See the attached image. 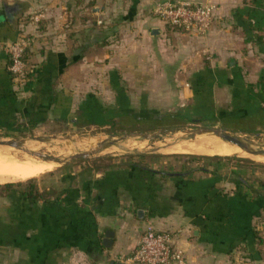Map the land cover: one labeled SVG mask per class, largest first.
Masks as SVG:
<instances>
[{
	"label": "crops",
	"instance_id": "1",
	"mask_svg": "<svg viewBox=\"0 0 264 264\" xmlns=\"http://www.w3.org/2000/svg\"><path fill=\"white\" fill-rule=\"evenodd\" d=\"M90 1L92 13L93 7L103 13L119 4L120 21L88 29L77 24L72 48L59 30L22 26L32 34L24 54L32 71L18 85L7 71L4 47L19 28L5 17L4 3H18V14L32 8L61 14L75 4L0 0V130L50 118L96 127L194 118L264 130V0H191L216 5L203 34L171 29L150 14L159 0ZM55 38L62 43L53 44ZM130 159L112 161L54 195H44L38 185L42 196L36 201L0 195V264L122 262L146 225L171 232L189 264H229V257L239 264L244 252L243 264H258L259 235L251 234L257 215L237 195L235 176L244 178L246 169L223 173L212 159L201 166L182 159L177 169L169 157L149 165ZM227 209L230 217L222 219L218 211Z\"/></svg>",
	"mask_w": 264,
	"mask_h": 264
},
{
	"label": "rangeland",
	"instance_id": "2",
	"mask_svg": "<svg viewBox=\"0 0 264 264\" xmlns=\"http://www.w3.org/2000/svg\"><path fill=\"white\" fill-rule=\"evenodd\" d=\"M93 2L90 0H73V3L75 5L71 6L70 8H65V10L62 9L61 14L48 13L47 9L44 10V8H32L25 14L17 13L18 18L16 17L13 23H15L19 28L18 35H24L29 39L32 37V34L26 32L25 29H23L24 31L21 30L22 26L24 27L29 25L36 31L44 30V32L48 31L49 28H53V31L59 30L58 32H62L61 34H63L66 44L68 43L66 47L72 48L71 42L73 41L74 32H76V30L74 29L75 27H77V24L80 25L81 29H88L95 26L104 25L106 23H118L120 21V15H118V13L120 12L121 8L119 4H117L116 6H112L115 7V11L109 10L108 12L97 13L99 9L93 7L96 8V10L94 13H92L90 9L92 4H94ZM98 4L99 3L97 2L95 3V5L97 6ZM55 6L58 7V3ZM118 31L119 29L115 30V33H118ZM112 38H114V36ZM55 39L56 42H52L53 44L62 43V41H60L58 38ZM204 126L224 128V130L231 135H239L240 137L247 138L251 141L254 148H264V130L255 131L237 129L233 127L222 126L220 122L208 123L207 121H186L185 123L172 124L171 120H165V123H162L160 125L156 121L149 120L142 124L133 123L127 125H108L96 127L86 124L84 125L81 123L73 124L69 120L50 118L48 119V121H45L41 124L39 123L34 127H25L24 130H20L18 128L11 131L0 130V139L22 140L55 135H64L74 139L71 141L68 138L53 139L46 142L39 141V143L38 141H30L38 143V147L32 151L28 150V152L44 154L50 157L55 156L60 160L59 162H56L52 170L46 171L35 177H30L34 178V181L37 183V185L41 186L44 189V195H54L59 189L66 187L68 184L78 185L80 184L81 179L90 177L92 178L95 172L100 170L103 171L104 169L109 167V165H111L112 161H117L118 159L124 160L126 158H133L134 160H138V162L140 163L147 161L149 165L154 160L160 161L162 157H169V159L172 160V166L177 169L180 168V165L182 164L178 161L182 159L188 162L187 164L189 166H201L205 165L206 160L201 158L199 160H194V158L191 159L190 157L210 156L213 161H217L222 164L221 172L223 173H228L231 167L237 166L238 168L240 167L242 169H246V173L243 174L244 178L249 180V182H255L254 185L258 180L264 181L263 155H261L260 157L259 155H254L247 152L246 155L240 154L219 156L192 153H174L162 150L163 147L166 148L172 143H176V140H178V143L180 142L179 140L184 139L188 142H193L195 138L200 136V134H196L192 139L188 140L186 138L189 136V134L185 131L190 129H197ZM131 133L136 134L127 135ZM143 134L150 137L142 138L141 135ZM114 140H116L115 144H109ZM54 141L56 144L54 143ZM50 146L54 148L52 149L50 148ZM9 147L12 148V150L18 151L20 153L25 152L23 151L24 148H22V146H20L21 148L12 146ZM81 152H87L88 155L86 157H75L66 162L61 161H65L69 159L71 155ZM32 156L43 159V157H38L37 155ZM71 172H74L76 174V178L70 180L67 175H70L69 173ZM230 176H232V174H230ZM62 177L65 178L62 179ZM30 178L19 181H26ZM4 183L6 182H0V185ZM222 188V190L224 191V189H226V185L222 186ZM4 193L5 192H2L0 188V195H3ZM253 224L256 229L255 231L259 235V241L256 245L261 253L259 254L258 264H264V210H261L260 215L254 218ZM244 253L239 254V260L243 261L245 257ZM228 261L229 264H238L235 258L229 257ZM242 261H240L239 264H243Z\"/></svg>",
	"mask_w": 264,
	"mask_h": 264
},
{
	"label": "built area",
	"instance_id": "3",
	"mask_svg": "<svg viewBox=\"0 0 264 264\" xmlns=\"http://www.w3.org/2000/svg\"><path fill=\"white\" fill-rule=\"evenodd\" d=\"M216 5L210 1L159 0L151 8L154 17L173 29L203 34L211 26ZM30 39L24 35L5 45L8 58L7 71L16 84L27 81L31 69L24 60ZM124 264H189L184 251L178 247L169 231L146 225L138 243L122 259Z\"/></svg>",
	"mask_w": 264,
	"mask_h": 264
},
{
	"label": "bare ground",
	"instance_id": "4",
	"mask_svg": "<svg viewBox=\"0 0 264 264\" xmlns=\"http://www.w3.org/2000/svg\"><path fill=\"white\" fill-rule=\"evenodd\" d=\"M199 134L200 136L195 138L193 142H188L184 139L179 140L180 142L178 143V140H176V143L166 148L163 147L162 150L174 153L177 152L219 156L247 154V151L232 143L223 141L222 139H220V137L212 133L204 132ZM215 137L218 139H216ZM38 143L30 141L22 143L21 146L25 149H23V151L25 152L22 153L12 150V148H10L8 145L0 146V182L24 180L30 177L38 176L46 171L53 169L56 162L36 158L32 156L33 152H28V150L32 151L37 148ZM50 148L52 147L50 146ZM29 153H31L32 155ZM259 156L261 157V155Z\"/></svg>",
	"mask_w": 264,
	"mask_h": 264
},
{
	"label": "trees",
	"instance_id": "5",
	"mask_svg": "<svg viewBox=\"0 0 264 264\" xmlns=\"http://www.w3.org/2000/svg\"><path fill=\"white\" fill-rule=\"evenodd\" d=\"M187 121L196 122L197 120H195L194 118H190ZM36 123L37 122H33V125H30L28 127H34ZM25 127L27 126L18 125L15 128L24 130ZM190 158H194V160H199L201 158L206 161H209L211 159L210 156H191ZM138 164L139 163H136L134 161H130L127 163V165H129L130 167L140 168ZM235 178L241 188L237 195L245 198L248 201L247 203L249 204V206L247 207H250L251 214L257 216L260 215L261 210H264V181L258 180L254 185L255 182H249V180L241 177V175H236ZM0 188L2 192H5L6 194L19 193L24 199L28 201H36L42 196V193H40L38 185L34 181V178H30L26 181L6 182L0 185ZM240 209H242V207H240ZM218 213L222 219H228L230 217V215H228L230 213V210L228 209L225 212L218 211ZM251 234H253L254 236L256 234V231L252 229Z\"/></svg>",
	"mask_w": 264,
	"mask_h": 264
},
{
	"label": "water",
	"instance_id": "6",
	"mask_svg": "<svg viewBox=\"0 0 264 264\" xmlns=\"http://www.w3.org/2000/svg\"><path fill=\"white\" fill-rule=\"evenodd\" d=\"M4 9H5V17L7 18V20L12 23L15 19L16 14L19 12L20 10V6L18 3H4ZM92 10H96V8H93ZM185 132H188L189 136L186 138L188 140L192 139L196 134L199 133H204V132H208V133H212L218 137H220V139H222L223 141H226L228 143H232L238 147H240L241 149L254 154V155H263L264 156V148H254L251 141L248 140L247 138H243L240 137L239 135H231L229 133H227L224 128L221 127H214V126H204V127H200L197 129H190L187 130ZM136 133H131V134H127V135H135ZM139 135V134H138ZM142 138H149L147 135H141ZM64 138H68L70 141L74 140L71 137H67L64 135H55V136H49V137H37L35 139H17V140H11V139H0V145H8V146H12V147H20L22 145V143L26 142V141H49V140H53V139H64ZM122 138V137H121ZM116 140L110 142L109 144H115ZM19 145V146H18ZM33 155H37L38 157H43V160H50V161H55V162H59V158L55 157V156H48V155H44V154H36L33 153ZM88 155V153H75L73 155H71L69 157V159L67 160H61L62 162H66L72 158L75 157H86ZM138 215L142 214V210H138L137 211ZM112 235V231L107 230L104 234V238H103V244L108 246L110 244V237ZM114 264H123L122 262H115Z\"/></svg>",
	"mask_w": 264,
	"mask_h": 264
}]
</instances>
